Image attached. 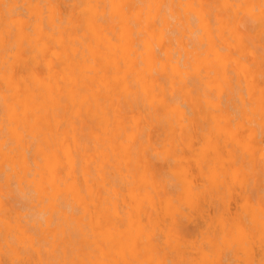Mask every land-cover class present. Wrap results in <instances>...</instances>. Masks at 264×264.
Listing matches in <instances>:
<instances>
[{
  "label": "bare ground",
  "instance_id": "1",
  "mask_svg": "<svg viewBox=\"0 0 264 264\" xmlns=\"http://www.w3.org/2000/svg\"><path fill=\"white\" fill-rule=\"evenodd\" d=\"M256 249L264 0H0V264Z\"/></svg>",
  "mask_w": 264,
  "mask_h": 264
},
{
  "label": "rangeland",
  "instance_id": "2",
  "mask_svg": "<svg viewBox=\"0 0 264 264\" xmlns=\"http://www.w3.org/2000/svg\"><path fill=\"white\" fill-rule=\"evenodd\" d=\"M264 253L261 254L260 251L256 249L255 264H264Z\"/></svg>",
  "mask_w": 264,
  "mask_h": 264
}]
</instances>
